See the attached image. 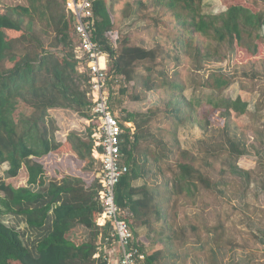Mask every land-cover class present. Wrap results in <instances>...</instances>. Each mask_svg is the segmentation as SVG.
I'll list each match as a JSON object with an SVG mask.
<instances>
[{
    "label": "trees",
    "instance_id": "trees-1",
    "mask_svg": "<svg viewBox=\"0 0 264 264\" xmlns=\"http://www.w3.org/2000/svg\"><path fill=\"white\" fill-rule=\"evenodd\" d=\"M125 1L128 11L122 13L129 19L136 9L131 0ZM27 2L0 13V166L9 165L10 180L19 178L23 168L28 172L27 187L0 182V205L3 213L23 218L28 228L46 234L27 247L16 227L0 221V264H97L93 257L98 239L109 229L96 224L103 211L98 179L90 186L72 175L47 180L42 162L72 153L84 169L91 170L95 162L101 166L94 156L92 136L98 123L88 112L89 82L78 71L81 41L76 21L67 0ZM248 3L207 14L204 0H136L141 14L148 6L156 9L152 20L158 33L153 35L155 46L149 48L119 32L114 43L118 8L114 0H93L92 38L108 57L109 103L123 129L120 165L128 168L116 186V202L121 220L133 233V244L145 255L144 264H186L190 257L186 250L194 244L199 245L198 255H211L212 242L227 248L231 243L224 239L221 222L239 195L233 180L246 179L249 187L256 169L264 172V126L255 132L254 148L238 121L249 115L248 102L224 94L235 83V75L199 74L208 59L222 62L238 47L250 59L260 56L264 0ZM45 40H50L47 46ZM184 61L189 69L182 76L178 68ZM148 62L152 67L141 70ZM247 67L251 74L243 77H264V61ZM151 97L156 98L149 104L153 108L120 113L129 102H148ZM22 104L33 113L21 111ZM206 106L210 109L202 115L200 109ZM262 106L261 101L257 109ZM52 111L69 113L74 120L65 124L66 118L52 117ZM188 122L205 134L195 146L197 153L184 150L179 140V131ZM250 153L257 159L254 171L239 164ZM139 180L144 184L137 185ZM200 195L206 206L211 196L215 198L221 221L208 228L196 215L174 228L171 220L186 204L182 199L199 207ZM140 228L155 236L152 252L137 237ZM80 229L88 231L89 240L80 239ZM186 231L191 233L188 237Z\"/></svg>",
    "mask_w": 264,
    "mask_h": 264
},
{
    "label": "rangeland",
    "instance_id": "rangeland-1",
    "mask_svg": "<svg viewBox=\"0 0 264 264\" xmlns=\"http://www.w3.org/2000/svg\"><path fill=\"white\" fill-rule=\"evenodd\" d=\"M135 1L136 0H131L134 4V9H136L134 11L135 15L129 19H125V14L122 13V10L124 9L128 11L126 1L114 0L118 8L117 12L119 16L116 15L117 24L115 32L111 35L113 42H118L119 32L120 35H126L135 42L152 48L156 43L153 35L158 33L155 23L152 20L156 9L152 6H148L147 10L141 14V12L137 11ZM27 4V0H0V13L6 11L8 6ZM234 4L249 5L248 0H204V10L207 14H221ZM259 6L263 7V5ZM155 17L157 18L158 15L156 14ZM262 33L264 37V29ZM49 41L50 40H45L46 46L49 44ZM259 45L262 46V49L260 56L257 58L250 59L249 54L244 49L238 47L222 62H216L213 58L208 59L204 64V68L199 73L203 78H207V76L214 71L228 75H235V83L227 89L224 94L228 98L236 99L241 97L244 101L248 102L250 110L249 115L239 118L238 121L246 131V135L250 142L249 144H253L254 148L255 146L258 147V142L255 141V132H257V129H260L261 126H264V77L251 79L243 77V73H248L250 76L251 71L248 70V64L253 61H264V41H259ZM146 66L152 67V64L148 62L147 65L142 66L140 69L143 70ZM188 66L189 65L186 61L182 63L181 67L178 68L180 75L184 76L187 74V70L189 69ZM154 68H156V66H154ZM186 94L190 97L191 91L186 92ZM155 99V97H151L148 102L142 103L129 102L127 104L128 109L122 107L120 108V113L125 114L126 111H147L148 107H154L149 104ZM261 101L263 106L261 110H258L257 106ZM21 107V111L26 114L31 115L33 113V110L28 106L22 104ZM201 109L200 113L204 115V112L209 110L210 107L206 106ZM50 116L55 118H66L65 120L61 118L65 124H69L68 122L74 120V117L69 113L66 114L52 111ZM90 116H92L91 113ZM81 122L86 124L85 121ZM66 126H64V129H66ZM204 136V132L191 122H188L179 131V140L181 141L182 148L184 150L193 151L194 153H197V149L195 148L197 142L203 139ZM154 145L155 144L151 143V146ZM250 150L253 149L251 148ZM71 154L72 153L63 156L60 155L59 157L54 156L53 158H44L42 162L44 163L46 170L45 178L47 180H59L65 176L72 175L82 178L84 181H89L87 185L90 186L93 182L92 180L95 178L97 179V175L101 170L99 162H95L94 168L91 170L84 169L82 167L83 164L76 161L75 156H72ZM256 161L257 159L255 158L254 153H250L241 158L239 164L246 170L254 171L256 169ZM262 161L264 162V155ZM172 166L174 165L172 164ZM8 168V164L0 166V182L6 180V182L13 183L15 186H28V172L26 168L21 170L20 177L15 180L6 179ZM169 177L171 178L172 174H168V180L170 179ZM254 179L255 181H253L249 187L246 179L241 180L238 178L233 180L234 188L238 191L239 195L231 206H227V215L223 217L221 222L225 227L224 239L231 244L227 248H218L212 242L210 244L211 255L208 256L204 253L198 255L200 250L199 245L194 244L193 247L186 250L190 256L186 264H264V172L262 174L257 168ZM136 184L143 185L144 180H139ZM0 195H2V193H0ZM199 197L201 198L198 205L199 207L192 206L190 200L182 199V202H185L186 204L180 208L179 216L171 220L174 228H180L186 223V218H195L196 215L199 216L201 225L207 226L208 228H212L217 225L218 221H221L219 216L221 206L215 203V198L211 196L208 199L209 205L206 206L207 201L203 195H200ZM3 212L4 209L0 205V221L7 226L16 227L17 230L20 231L22 240L27 247H32L37 244L40 237L46 234V232L40 233L28 228L23 218ZM156 228L158 229V227ZM77 234L81 235L80 239L89 240L88 231L80 229L77 231ZM186 234L188 237L191 233L188 234L186 231ZM137 237L141 238L148 244L150 252L155 249V236L152 234L150 235V233L148 234L147 229H138ZM211 239L214 241L213 237H211ZM160 246L163 248L165 245L162 243Z\"/></svg>",
    "mask_w": 264,
    "mask_h": 264
},
{
    "label": "built area",
    "instance_id": "built-area-1",
    "mask_svg": "<svg viewBox=\"0 0 264 264\" xmlns=\"http://www.w3.org/2000/svg\"><path fill=\"white\" fill-rule=\"evenodd\" d=\"M92 7L93 0H67V8L74 15L76 32L81 41L77 47L78 70L88 78L89 111L98 123L92 138L97 147L95 156L101 162L97 179L102 188L99 201L103 211L96 224L109 227L107 235L99 237L97 253L93 258L97 264H100L99 261L102 264H144L145 255L139 253L133 244V233L121 220L122 210L116 202V186L128 168L120 165L123 129L109 103L108 57L92 38L95 29Z\"/></svg>",
    "mask_w": 264,
    "mask_h": 264
},
{
    "label": "crops",
    "instance_id": "crops-1",
    "mask_svg": "<svg viewBox=\"0 0 264 264\" xmlns=\"http://www.w3.org/2000/svg\"><path fill=\"white\" fill-rule=\"evenodd\" d=\"M129 126H131V127H132L133 125H132V124H129ZM94 152H95V151H94ZM94 156H95V153H94ZM95 157H96V156H95ZM96 158H97V157H96Z\"/></svg>",
    "mask_w": 264,
    "mask_h": 264
},
{
    "label": "clouds",
    "instance_id": "clouds-1",
    "mask_svg": "<svg viewBox=\"0 0 264 264\" xmlns=\"http://www.w3.org/2000/svg\"><path fill=\"white\" fill-rule=\"evenodd\" d=\"M79 71V70H78ZM90 112V111H89Z\"/></svg>",
    "mask_w": 264,
    "mask_h": 264
}]
</instances>
